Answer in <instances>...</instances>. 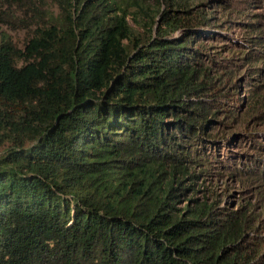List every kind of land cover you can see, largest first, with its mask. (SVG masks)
<instances>
[{
  "label": "trees",
  "instance_id": "trees-1",
  "mask_svg": "<svg viewBox=\"0 0 264 264\" xmlns=\"http://www.w3.org/2000/svg\"><path fill=\"white\" fill-rule=\"evenodd\" d=\"M50 1L56 15L32 23L22 46L0 40V264L263 262L253 206L218 209L182 186L211 169L202 144L215 85L194 59L234 42L228 31L189 0L139 6L141 31L127 0ZM7 4L43 17L32 0H0V16ZM247 27L241 59L264 62V24ZM258 157L230 174L264 186Z\"/></svg>",
  "mask_w": 264,
  "mask_h": 264
},
{
  "label": "rangeland",
  "instance_id": "rangeland-1",
  "mask_svg": "<svg viewBox=\"0 0 264 264\" xmlns=\"http://www.w3.org/2000/svg\"><path fill=\"white\" fill-rule=\"evenodd\" d=\"M32 1L41 6L40 13L43 17L36 19L30 11L31 7L28 6H26L28 8L26 11L21 10V6L16 4L3 6L2 14L9 16L8 18L4 15L0 16V40L7 37L17 46H22L26 38L32 34L33 28L37 26L32 23L42 24L49 16L56 15V10L50 0ZM158 4L159 0H127V15L130 25L141 31L143 22L137 23L136 17H143L144 11H137V9L139 6H145L152 12ZM189 4L193 13L209 14L210 25H221L224 29L222 32L228 31V35L233 38L234 42L229 44L228 41H222V39L218 42V39L203 41L202 43L206 45L227 42L228 45L219 53L218 49L212 48L207 50L206 58L195 57L194 59V62H201L205 66H209L211 71L208 72V76L211 77L214 81L213 85H215L213 94L217 103L213 109L216 111L207 117L211 124L203 133L205 139L208 140L202 144V148L209 153L207 155L209 159H207L210 161L211 169L203 173L199 170L197 173L201 174L197 179L182 177L186 179L182 186L187 187L193 184V191L189 189L186 196L199 199L207 198L209 202L215 201L218 203V209L246 211L250 204L253 206V210L247 211L246 214L248 218L252 219L253 216V220H255L251 223L252 229L248 231L254 230V233L264 236V186H261L259 182H253L244 175L238 176L235 172L230 174L233 167L247 165L248 168H252L258 156L260 158V161L257 162L258 167H264V148L253 146L248 140L253 136L259 145L264 146V123L261 120L262 117L259 116L264 112V102H262L264 100L262 98L264 75L251 74L253 67L258 66L264 69V62L253 64V62L246 63L244 59H241L243 57L241 52L244 50L242 43H247L248 37L255 35V32L249 31L247 24L253 22L264 24V0H189ZM154 15H157L156 11ZM255 15L257 16L254 17ZM2 20L10 23L2 24ZM155 21L159 23L160 20L155 17ZM225 22V26H230V29L223 27ZM156 29L155 26V31ZM180 32L181 29L176 28L168 30L166 34L176 37ZM255 96L253 101L252 98ZM201 155L204 159L206 158V155L202 153ZM240 160L246 163L241 165ZM229 165L233 166L229 168ZM196 169L197 167L194 168L195 172ZM185 198L181 197L179 206L184 204ZM260 264H264V261Z\"/></svg>",
  "mask_w": 264,
  "mask_h": 264
}]
</instances>
